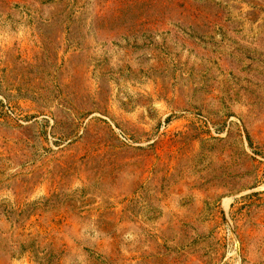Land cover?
I'll return each instance as SVG.
<instances>
[{
	"label": "rangeland",
	"instance_id": "1",
	"mask_svg": "<svg viewBox=\"0 0 264 264\" xmlns=\"http://www.w3.org/2000/svg\"><path fill=\"white\" fill-rule=\"evenodd\" d=\"M0 264H264V0H0Z\"/></svg>",
	"mask_w": 264,
	"mask_h": 264
}]
</instances>
